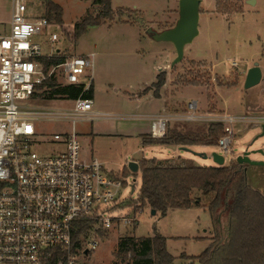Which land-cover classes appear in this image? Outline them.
<instances>
[{"label": "rangeland", "instance_id": "rangeland-1", "mask_svg": "<svg viewBox=\"0 0 264 264\" xmlns=\"http://www.w3.org/2000/svg\"><path fill=\"white\" fill-rule=\"evenodd\" d=\"M52 1L63 12L62 22L52 20L61 28L63 26L64 30L56 48L66 56L87 57L93 54V68H87L80 81L87 86L92 71L93 109L117 116L106 122L98 119L76 123L80 157L87 160L96 158L103 163L106 172L126 177L127 186L123 196L131 199L127 202L129 207L122 214L136 218V224L92 235L98 244L92 250L89 248L88 256L78 254V263L133 264L130 259L120 262L115 257L114 252L121 238L140 239L153 237L157 233L166 238V250L175 258L174 264H188L189 257H196L209 247L216 234L215 229L224 232L227 219L223 216L220 223L213 224L208 210L201 207L168 210L163 216L158 213L151 215L147 205L139 208L136 197L141 185L140 176L125 174L127 163L141 156L148 159L167 155L165 159H176L177 156H170L173 150L169 147L158 145L154 147L155 151L143 148L138 134L142 130L141 124L146 121H139L134 116L148 113L160 104L161 101H156L152 93L146 95V92L147 89L154 92L151 84L157 81L156 76L161 72L158 69L162 68L166 77V67L170 73L162 94L166 99L167 112H183L185 104L192 100L198 101L201 114L222 112L244 115L247 113L245 106L248 101H255L257 107L264 110V0H256V3L255 0L253 3H249V0H203L200 5L199 34L184 49L182 62L173 66L176 56L174 45L155 42L146 31L148 28L154 31L171 28L178 16L179 0H111V9H125L123 15L101 26H87L86 31L76 39L73 25L87 14L94 15L98 7L92 4V0ZM22 2L29 16H45L41 0ZM216 4H219V9L215 8ZM10 8L11 0H0V23H3L0 29L4 32ZM48 51L43 46V52ZM255 62L261 67L262 81L257 88L245 90L244 76ZM140 91L143 92L140 98L131 97V94L135 96ZM36 104L52 109H69L72 102L54 96ZM176 125H181L184 131L196 130L207 134L206 126L200 125L175 122L167 128L172 129ZM69 129V124L61 122H41L36 125V132L41 139ZM234 131L229 145L231 153L224 158L225 165L235 161L236 156L245 150L262 149L261 145H264V141L254 142L261 132V125L235 126ZM187 148V152L176 150L183 159L203 167L217 166L211 157L213 152H219L214 145ZM35 150L50 154L56 150V146L44 143ZM250 159L264 157L251 155ZM240 177L264 194V165H240L230 180L227 193L234 190ZM132 186L134 192L131 194ZM194 195H199V192L193 191L191 196ZM92 236L85 243L89 245Z\"/></svg>", "mask_w": 264, "mask_h": 264}, {"label": "built area", "instance_id": "built-area-1", "mask_svg": "<svg viewBox=\"0 0 264 264\" xmlns=\"http://www.w3.org/2000/svg\"><path fill=\"white\" fill-rule=\"evenodd\" d=\"M11 3L6 32L0 29V264H44L57 249L64 257L57 264H79L78 254L85 255L84 250L89 252L98 244L92 235L136 222L134 216L122 214L131 199L123 196L126 177L106 172L95 158L80 157L75 125L100 116L92 111L93 100L83 97L91 87L92 71L87 86L80 81L85 70L93 67L92 55H65L59 65L45 72L42 59L60 53L56 46L63 26L44 16L29 17L22 0ZM51 77L62 86H82L76 99L67 100L71 108L35 105L43 102L36 96L41 93L38 86ZM41 122L67 123L70 129L41 139L36 132ZM175 122L221 126L224 136L214 146L224 159L231 153L234 127L262 125L264 114H201L192 100L179 114L152 117L150 136L163 137L167 126ZM44 143L56 150L50 154L35 150ZM81 223L89 224L84 240L92 238L89 245L84 241V248L72 253Z\"/></svg>", "mask_w": 264, "mask_h": 264}, {"label": "trees", "instance_id": "trees-1", "mask_svg": "<svg viewBox=\"0 0 264 264\" xmlns=\"http://www.w3.org/2000/svg\"><path fill=\"white\" fill-rule=\"evenodd\" d=\"M45 18L48 21L62 22V10L52 0H41ZM98 11L87 14L73 25L75 39L86 31L87 26H101L106 21H113L122 16L125 9L113 11L111 0H92ZM219 9V4L215 5ZM65 55L57 54L50 60L42 59L45 72L51 67L59 65ZM157 81L153 84V95L165 84L163 71L157 74ZM41 93L36 94L41 99L60 97L65 100L76 99L81 93V85L62 86L55 77L48 78L38 88ZM34 96V97H36ZM92 98V86L83 95ZM224 136L219 125H209L207 134L200 131H184L181 125L166 129V134L158 139L147 136L141 137V144L167 147H187L193 145H216L220 137ZM139 172L132 174L128 169L125 174L140 176V188L137 192L139 208L147 205L156 214L163 216L168 210L190 209L201 207L208 210L213 218V224L220 223L221 217L227 219L226 228L215 229L211 243L203 253L188 259L193 264H264V194L254 189L243 177L231 193H227L230 180L240 167L235 161L218 167H203L191 163L181 157L176 159L142 158L138 162ZM199 195L191 196L192 192ZM206 202V204H204ZM89 228L88 223H81L73 241L72 253L84 248V239ZM115 257L120 262L127 259L133 264H174L175 258L166 250V238L161 234L153 237L134 239L121 238ZM63 255L58 251L52 253L44 264H57ZM64 258V257H63Z\"/></svg>", "mask_w": 264, "mask_h": 264}, {"label": "water", "instance_id": "water-1", "mask_svg": "<svg viewBox=\"0 0 264 264\" xmlns=\"http://www.w3.org/2000/svg\"><path fill=\"white\" fill-rule=\"evenodd\" d=\"M200 3L201 0H179L178 1V16L171 28L162 31H154L152 28H148L146 33L151 36L153 41L167 42L174 45L176 56L173 60V65L182 62L184 49L190 46V43L199 34V16H200ZM252 3V0H249ZM59 51V50H57ZM243 88L245 90L260 85L262 81V70L259 64L255 62L248 68L245 74ZM264 141V124L261 125V132L254 139V142ZM183 151H189L187 147H180ZM251 155H260L264 157V148L256 149L253 151L245 150L241 155L236 156L235 162L239 165L248 163L254 166L264 165V160L256 161L251 160ZM212 161L218 167L224 166V159L222 155L217 152L211 154ZM127 168L132 174L139 172V166L134 161L127 163ZM151 215H156L154 210H151ZM83 253L87 256L88 250H84Z\"/></svg>", "mask_w": 264, "mask_h": 264}, {"label": "crops", "instance_id": "crops-1", "mask_svg": "<svg viewBox=\"0 0 264 264\" xmlns=\"http://www.w3.org/2000/svg\"><path fill=\"white\" fill-rule=\"evenodd\" d=\"M202 1L203 0H201V3H202ZM249 2V1H248ZM254 2V0H252V3ZM201 3H200V5H201ZM255 3H256V0H255ZM12 4V3H11ZM199 9H200V7H199ZM10 10H11V8H10ZM9 14H10V12H9ZM29 16V15H28ZM29 17H34V16H29ZM9 19H10V17H9ZM199 19H200V16H199ZM8 22H9V20H8ZM7 24V23H6ZM90 55H92V58H93V54H90ZM254 64V63H253ZM214 67V65H212V68ZM93 68V67H92ZM158 70H161L162 71V68H159ZM164 72L166 73V77H165V79H166V83L163 85V86H165L166 84H167V78H168V74L170 73L169 72V70L167 69V67L165 68V70H164ZM94 82V81H93ZM93 82H92V84H91V86H92V89H93ZM155 83V82H154ZM153 83V84H154ZM153 84H151V85H153ZM150 85V86H151ZM150 86H146V88H148V87H150ZM161 87V89H160V91L158 92V95H157V97H155L154 95H153V91L151 90V89H147V92H146V95H148V94H151L152 93V95L154 96V98H155V100L156 101H161L160 102V104H157L156 105V108L154 109V110H149L150 112H148V113H140L139 115H136V116H134L135 117V119H137V120H142V121H146L145 123H142L141 124V127H142V130H140V132L141 133H139L138 135H139V137H140V139H141V137L142 136H150V131H149V124H150V119L152 118V117H154V116H157V114H159V113H165V114H169V115H175V114H179V112H174V111H170V112H167L168 110H166V108H165V101H166V99L164 98V96H163V88L164 87ZM258 86H256V87H253L254 89L255 88H257ZM145 88V89H146ZM145 89H143V90H145ZM93 92V91H92ZM142 91H140L138 94H136L135 96L133 95V94H131V97H138V98H140V95L141 94H143V92L141 93ZM93 100V99H92ZM196 101V100H195ZM197 102V106H199V104H198V101H196ZM256 106V107H255ZM253 107H255L254 109H252ZM251 108V109H250ZM198 109H199V107H198ZM245 110H246V112L247 113H245V114H249V113H253V114H255V113H259V114H261V112L264 114V110L263 109H260L259 107H257V105H256V103H255V101H248L247 103H246V106H245ZM92 111L94 112V113H98V114H100V116L98 117V118H96V119H94L93 121H95V120H102V121H104V122H106V120H113V118L114 117H117L114 113H111V112H100V111H98V110H95V109H93V105H92ZM217 113H219V114H221V115H226V114H224V113H222V112H217ZM237 116H242V115H237ZM93 121H90V122H93ZM193 125H197V126H203V127H205L206 126V128H208L209 127V125H215V124H198V123H192ZM192 124H187V125H191L192 126ZM151 137V136H150ZM263 141V140H262ZM141 143V142H140ZM260 143H262V142H260ZM143 148H148V149H150L151 151H155V149H154V147L155 146H153V145H142V144H140ZM159 146H162V145H159ZM262 146V148H264V145H261ZM156 147H158V146H156ZM164 147H167V146H164ZM169 148H171L173 151H172V154L170 155V156H173V157H181V158H184L182 155H180L179 153H177V149L178 150H180V148H178V147H176V149H174L175 147H169ZM169 156V157H170ZM168 157V155L167 156H159V158L160 159H165V158H167ZM142 158H145V157H143V156H141V158H139V159H134V162H136L137 164H138V162L139 161H141V159ZM159 158H157V159H159ZM85 159V158H84ZM96 159V158H95ZM148 159V158H147ZM186 159V158H185ZM85 160H87V159H85ZM98 160V159H97ZM187 160V159H186ZM254 160H256V161H259V160H264V159H254ZM99 161V160H98ZM101 164H102V166H103V163L101 162V161H99ZM125 170V169H124ZM189 256V255H188ZM175 262V261H174ZM189 263L188 264H192L191 262H190V260L188 261Z\"/></svg>", "mask_w": 264, "mask_h": 264}]
</instances>
